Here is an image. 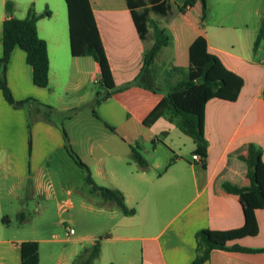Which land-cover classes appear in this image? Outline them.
<instances>
[{
    "label": "crops",
    "instance_id": "crops-1",
    "mask_svg": "<svg viewBox=\"0 0 264 264\" xmlns=\"http://www.w3.org/2000/svg\"><path fill=\"white\" fill-rule=\"evenodd\" d=\"M6 1L0 0V57ZM10 1L11 14L18 18L25 17L29 7L36 13L49 10V16L36 21L38 36L46 42L49 68L47 86L38 87L21 48L12 49L6 64L13 98L38 103L15 108L0 90V264H20L19 244L25 240L38 243V264H83L96 240L100 251L92 264H193L195 234L201 229L238 236L227 244L246 249H213L202 264H264V208L249 210L240 195L223 187L248 184L240 155L250 143L261 149L264 162V47H260L264 38L254 50L264 0H206L208 11L214 7V13L207 14L204 25L199 0L167 21L153 17L170 40L150 65L147 82L138 74L144 51L153 42L151 30L145 39L138 37L125 0H89L118 88L95 107L99 117L92 113L93 101L106 89L96 61L70 53L64 0ZM170 1L181 5L185 0ZM198 35L209 52L243 79L235 100L215 97L205 104L207 148L202 163L191 159L195 144L179 130L180 117L169 109L144 123L169 86L182 78L189 45ZM146 83L156 90L146 88ZM39 103L53 108L54 122L43 116ZM60 121L94 181L119 190L133 214L94 199L98 193L85 183V171L65 150ZM132 146L139 147L147 168L131 159ZM83 185L90 196L81 191ZM72 192L81 195L82 207L100 218L96 231L77 232L64 224L60 245L57 233L50 239L11 229L8 210L16 215L32 201L38 212L44 202L54 201L58 213H64L60 203L67 201V211L72 209ZM13 201L18 205L13 207ZM66 226L74 234L67 235Z\"/></svg>",
    "mask_w": 264,
    "mask_h": 264
},
{
    "label": "trees",
    "instance_id": "trees-1",
    "mask_svg": "<svg viewBox=\"0 0 264 264\" xmlns=\"http://www.w3.org/2000/svg\"><path fill=\"white\" fill-rule=\"evenodd\" d=\"M197 0H185L181 5H174L170 0H125L132 18L134 27L140 39H145L152 32V44L144 51L143 64L138 74V79L146 81L145 76L161 48L169 43L170 36L164 26L157 18L167 21L175 13L183 12L186 8L194 5ZM201 3V22L205 18L206 0H199ZM67 9L68 35L70 53L73 56H89L98 64L101 83L105 87L103 93L97 92L93 101L92 113L99 117L95 107L104 99L109 97L110 91L116 90L112 73L108 64L96 21L89 3V0H64ZM12 1L5 3L7 17L2 23V55L0 57V90L6 102L13 107H24L33 101V98L15 100L8 88L5 70L10 53L15 46L25 52L26 62L32 68V81L38 87H46L48 84V53L46 42L38 36L36 21L49 16V10L36 13L29 7L23 18L11 14ZM264 38V20L262 21L256 38L254 50L257 48L260 39ZM180 70V69H179ZM182 78L171 84L150 114L144 119L147 123L153 116L164 109H169L174 115L180 117L177 126L185 135L189 136L195 144L194 152L206 156L207 141L204 135V107L208 100L221 98L233 101L237 98L243 85V79L236 73L228 70L220 59L207 49V44L202 35H198L188 48V66L182 71ZM147 82V81H146ZM151 83V82H150ZM151 90H156L152 84H144ZM264 98V89H263ZM39 105L44 109L43 116L50 122L52 120L53 108L49 105ZM110 128H113L105 122ZM60 128L65 150L72 160L85 171L84 181L97 192L102 200L112 203L125 215L134 213V208H128L124 203L123 194L113 188L98 185L91 176L87 165L81 160L69 143L68 135L63 127L62 121L57 123ZM131 159L139 168L145 169L148 166L147 160L141 154L139 147H131ZM244 162L245 177L248 184L244 186L224 184L226 191L240 195L249 210L264 208V162L261 157V149L253 143L247 147L245 154L240 155ZM19 220H23V212L17 214ZM5 220V217L2 218ZM238 238L227 236L223 233L201 229L195 234V257L193 264H202L206 261L213 249L246 250L238 245H228L231 239ZM20 264H38V243L33 240L20 242ZM100 251V241L96 240L89 248L88 255L83 264H92Z\"/></svg>",
    "mask_w": 264,
    "mask_h": 264
},
{
    "label": "rangeland",
    "instance_id": "rangeland-1",
    "mask_svg": "<svg viewBox=\"0 0 264 264\" xmlns=\"http://www.w3.org/2000/svg\"><path fill=\"white\" fill-rule=\"evenodd\" d=\"M211 3V0H209ZM213 3V2H212ZM209 11L207 9V3H206V12H205V18L203 19V25L207 23L208 21V15L209 13H214V7H209ZM199 10V7H198ZM202 14V12H201ZM152 17L157 18L156 15H152ZM158 19V18H157ZM201 19V18H200ZM200 21V20H199ZM264 47V40H261L260 47ZM264 51V50H263ZM83 193H85L87 196H90L91 193L86 191V186L83 185V188L81 189ZM81 195L77 192H72L71 199L73 200L74 207L70 209L69 211H66L64 213H58L56 205L54 201H48L44 202L43 206L40 208L38 212L34 211L33 202L29 201V207L26 208L24 205L22 211L25 214V217L23 220H19L17 213L10 209V207H7L6 210H8V214L10 215L7 217L8 219H11V229L13 227H17L18 229L23 231V235H37L39 237L44 238H50L54 239L52 237L51 233H57L58 235V242L61 245L64 243L65 238V228L64 224L73 227L77 232L79 231H89L90 229L93 231H96L98 227V222L100 220L99 217L96 216V212L88 209L87 207H82L80 204ZM101 197L98 194L94 195L95 200H99ZM102 199V198H101ZM100 199V200H101ZM11 205L14 207L18 205V202H11ZM60 215V216H59ZM64 218L65 222L62 224L59 223V219ZM42 245V251H45V248L43 249Z\"/></svg>",
    "mask_w": 264,
    "mask_h": 264
},
{
    "label": "built area",
    "instance_id": "built-area-1",
    "mask_svg": "<svg viewBox=\"0 0 264 264\" xmlns=\"http://www.w3.org/2000/svg\"><path fill=\"white\" fill-rule=\"evenodd\" d=\"M191 159H192L193 161H197L198 163H202V157H201V155H200L199 153H197V152H193V153L191 154ZM60 208H61L63 211H67V210H68V203H67V201H62V202L60 203ZM66 229H67V232H66L67 235L74 234V229H73V228L66 226Z\"/></svg>",
    "mask_w": 264,
    "mask_h": 264
}]
</instances>
